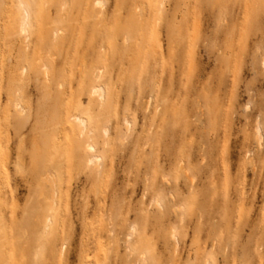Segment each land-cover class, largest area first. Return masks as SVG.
<instances>
[{
    "label": "rangeland",
    "instance_id": "1",
    "mask_svg": "<svg viewBox=\"0 0 264 264\" xmlns=\"http://www.w3.org/2000/svg\"><path fill=\"white\" fill-rule=\"evenodd\" d=\"M25 1L26 35L0 0V264H264V0Z\"/></svg>",
    "mask_w": 264,
    "mask_h": 264
},
{
    "label": "bare ground",
    "instance_id": "2",
    "mask_svg": "<svg viewBox=\"0 0 264 264\" xmlns=\"http://www.w3.org/2000/svg\"><path fill=\"white\" fill-rule=\"evenodd\" d=\"M96 5H100V2L97 1ZM19 8H20L21 15H22L21 24H20V32H21V34H25L26 35L28 33L30 11H29V9H28V7L26 5V1L25 0H20ZM103 89L104 88L101 85L97 84V85L94 86L93 91H92V93L94 95H97L99 97L101 102L104 101V93L105 92L103 91ZM74 120H75V123H76L81 135H84L85 130L87 128V120L85 118H81V117L80 118L76 117ZM258 136H260V132L258 133ZM258 139H259V137H258ZM87 148H88V150L90 152L94 151V146L92 144H89ZM99 156L100 155L90 154V156H89V164H91L93 166H96V167H99L100 166V157ZM45 180H46V178H45ZM47 180L51 181L52 188H53V204L51 206V209H52L54 207L55 195H57V194H55L56 184H55V181H53L50 177H47ZM50 221L51 220H49V222Z\"/></svg>",
    "mask_w": 264,
    "mask_h": 264
}]
</instances>
